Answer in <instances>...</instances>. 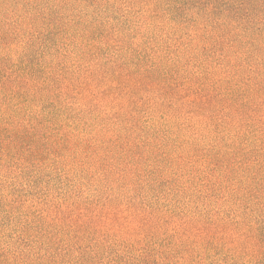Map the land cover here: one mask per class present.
Instances as JSON below:
<instances>
[{"label": "rangeland", "instance_id": "1", "mask_svg": "<svg viewBox=\"0 0 264 264\" xmlns=\"http://www.w3.org/2000/svg\"><path fill=\"white\" fill-rule=\"evenodd\" d=\"M208 26L168 1L0 0V66L27 47L31 78L67 86L0 89V114L52 117L37 124L39 160L0 149V255L185 264L249 248L242 234L264 221V89ZM155 70L173 89H109L116 73Z\"/></svg>", "mask_w": 264, "mask_h": 264}, {"label": "trees", "instance_id": "2", "mask_svg": "<svg viewBox=\"0 0 264 264\" xmlns=\"http://www.w3.org/2000/svg\"><path fill=\"white\" fill-rule=\"evenodd\" d=\"M168 1L169 5L174 8L175 5L192 10L205 23L209 24L212 30L207 32V38L216 40V45L221 46L224 42L231 41L230 48L235 50L237 55L241 56L240 66H248L250 72L255 75V83L251 89H264V0H159ZM209 27V26H208ZM209 27V28H210ZM210 28V29H211ZM218 34V35H217ZM216 35V36H215ZM215 36V38H214ZM214 38V39H213ZM29 49L24 48L19 61L11 64L10 58H4L0 66V89H11L14 96L19 97L17 89H66L65 77H53L48 75L40 82L35 78L38 70L36 65L25 61ZM10 65V67H8ZM136 72H129L126 75L116 73L112 76L109 89H118L124 86L126 89H138L137 84L148 83L150 85L160 82L165 88L173 89L166 76L157 75V70L152 73L138 76ZM26 83V84H25ZM132 83V84H131ZM29 84V85H28ZM203 89V88H201ZM242 89H247L246 87ZM249 89V88H248ZM46 92V90H44ZM38 93V92H37ZM52 94V93H51ZM136 93L133 92V96ZM36 98V92L34 93ZM42 104H45L44 97ZM45 108V107H44ZM40 109V110H38ZM34 111V115L25 121L21 117V109L15 108L13 115L0 114V149L6 155L15 154L16 152L25 153V156L32 157L35 160L40 159L41 137L38 134L37 124L50 125L52 117L46 114L40 105ZM24 120V121H17ZM50 127V126H49ZM47 127V128H49ZM45 138V137H43ZM149 144L147 140L144 142ZM27 146V147H25ZM8 155V156H9ZM35 156L38 158L36 159ZM253 233H243L242 238L249 246L246 251L239 255H223L220 260L208 259L210 255L201 254L195 257L190 253L185 264H264V221H260L254 228ZM244 244H240L242 247ZM173 253H160L161 261L172 256ZM44 259L38 261L29 252L17 250L4 251L0 255V264H41ZM111 264H162L157 260L151 261V253L142 250L138 255L132 253L128 258L123 259L117 256ZM183 264V263H179Z\"/></svg>", "mask_w": 264, "mask_h": 264}]
</instances>
